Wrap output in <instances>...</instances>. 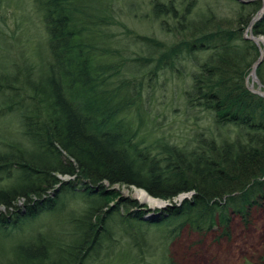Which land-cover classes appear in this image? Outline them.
<instances>
[{
    "label": "trees",
    "instance_id": "trees-1",
    "mask_svg": "<svg viewBox=\"0 0 264 264\" xmlns=\"http://www.w3.org/2000/svg\"><path fill=\"white\" fill-rule=\"evenodd\" d=\"M176 1L149 5L154 13L172 14ZM137 3L0 0V60L9 61L0 64V237L46 216L57 225L51 237L42 228L14 246V259L5 264H83L84 258L90 264H174L168 244L184 229H222L229 236L233 217L247 222L251 210L262 207L264 98L246 87L245 51L255 46L243 36L258 3H241L252 12L237 20L235 30L167 49L130 30L121 38L113 32L123 26L117 21L123 8L135 12ZM251 34L264 37V17ZM125 39L148 54L128 58L127 70L118 60ZM194 47L209 53L192 75L185 101L211 115L218 136L197 137L190 147L136 140L124 120L139 93L132 76L145 70L179 74L178 64ZM256 76L264 87V61ZM104 182L169 202L193 195L147 222L145 209L125 215L107 209L119 194ZM83 193L89 198L75 202L88 208L76 215L64 195ZM134 201L122 205L140 208Z\"/></svg>",
    "mask_w": 264,
    "mask_h": 264
},
{
    "label": "rangeland",
    "instance_id": "rangeland-1",
    "mask_svg": "<svg viewBox=\"0 0 264 264\" xmlns=\"http://www.w3.org/2000/svg\"><path fill=\"white\" fill-rule=\"evenodd\" d=\"M167 2L168 0H160V4L164 6H167ZM256 2L258 3L257 11L251 15L249 24L260 13L263 6L261 0H256ZM136 3L138 8L135 12L126 13L123 8L117 20L123 26L119 29L113 28V32L121 38L123 36L122 31L130 30L134 34L157 40L164 44L166 49L181 42L197 41L204 35L235 30L237 20L243 19L250 11L252 12L251 7L242 8V4L238 0H177L173 4L176 9L174 13L163 15L160 12H153L149 0H136ZM123 6L125 7V5ZM10 19L12 16L6 13V23L12 28ZM249 24L244 29V37L251 35L248 32ZM8 34L9 31L4 28L1 35L6 36ZM259 38L264 41V37L259 36ZM123 43H125L124 50L126 52H123L124 55H121L122 58H118V60L125 65L124 70H127L130 63L128 58L148 56L138 47L132 46L128 40L125 39ZM253 45L255 50L246 49L245 51L250 62L246 71L245 84L251 93L259 95L257 92L264 91V89L259 86L258 78V80L255 79L256 82L250 79V73L254 64L261 57V52H264V42L262 49L254 43ZM208 53L209 51L203 52L196 47L185 52V59L177 66L180 71L179 74L174 71L173 73L154 76L145 70L132 76L134 77L132 85L134 84L135 89H139V93L133 101H130L131 106H129V112L126 114L127 116L125 115L124 120L129 123L136 140L142 139L152 145L159 142L190 147V143H194L199 137L216 138L218 136L219 132H217L211 115L201 108L188 107L184 96V92L188 91L191 86L192 75L199 71V65L208 57ZM3 63L8 64L9 61L0 60V64ZM3 123L4 121L0 123V133ZM58 177L64 181L73 179L69 176ZM102 184L107 190H113L119 194V198L109 201L107 209L113 208L123 215L128 211L136 212L138 209H145L146 212L143 217L147 222L155 221L160 217L148 218L153 213L164 214V208L151 209L147 204L133 199L131 196L133 186L127 188L120 185L109 186L108 182ZM192 193H182L170 202L159 200L173 206L180 205L184 201L191 200L192 196L190 195H193ZM180 196L181 199H179ZM79 197L89 198L84 193L74 196L71 194L64 195V200L68 205L73 202L70 209L76 215H81L88 208L86 204L80 201L75 202ZM126 199L135 200L134 202L141 207L135 208L130 203L122 205ZM231 222L229 236L223 235L222 229L212 231L205 228H200L197 231L184 229L177 240L168 244L169 257L174 264H264V202L262 207L251 210L247 222L239 217H233ZM26 228L24 231L22 229L21 231L14 230L8 233L7 237H0V264H5L6 261L14 259V246L21 242H29L30 237H35L36 233L43 231L42 228H44L46 236L51 237L57 225H55L53 216H46L39 221H33ZM22 232H26L29 238H25V235L21 234ZM90 263L84 258L83 264Z\"/></svg>",
    "mask_w": 264,
    "mask_h": 264
},
{
    "label": "bare ground",
    "instance_id": "bare-ground-1",
    "mask_svg": "<svg viewBox=\"0 0 264 264\" xmlns=\"http://www.w3.org/2000/svg\"><path fill=\"white\" fill-rule=\"evenodd\" d=\"M261 1L263 3V6H262V9H261L259 15L262 14V13H264V0H261ZM263 42H264L263 39H261V38H258L257 39V43H258L260 49L263 48ZM250 79L253 82H256L255 77H254V74H253V70L250 73ZM261 93L264 94V91H261ZM131 192H132L131 193V196L133 197V199H136L140 203L147 204L151 209H155V208L162 209L163 207H165L167 205L163 201H160L159 199H155V198L151 197L149 194H147L142 189H138L136 187H132L131 188ZM190 196H192V195H190ZM179 199H181V196L179 197Z\"/></svg>",
    "mask_w": 264,
    "mask_h": 264
},
{
    "label": "water",
    "instance_id": "water-1",
    "mask_svg": "<svg viewBox=\"0 0 264 264\" xmlns=\"http://www.w3.org/2000/svg\"><path fill=\"white\" fill-rule=\"evenodd\" d=\"M240 1L241 3H250V2H253V1H256V0H238ZM264 16V13L262 14H257V16L250 22L249 24V27H248V32L251 34V30L253 28V26L255 25L256 22H258L259 20H261V18ZM246 39L252 41L257 47L259 46L258 43H257V39L259 37L257 36H253L252 34L249 36V37H245ZM263 53L264 52H261V57L259 58V60L254 64L253 66V73H254V77L255 79H257V76L255 74V70L257 69V67L261 64L262 62V58H263ZM258 80V79H257ZM259 83V86L262 87L264 89V87L260 84L259 81H257ZM259 94V96L263 97L264 98V94L261 93V92H257ZM176 206V205H175ZM166 207H173V205L171 204H167L165 207H163L164 209H166ZM160 214V212L156 213V214H151L149 215L148 218H151V217H155V216H158Z\"/></svg>",
    "mask_w": 264,
    "mask_h": 264
}]
</instances>
